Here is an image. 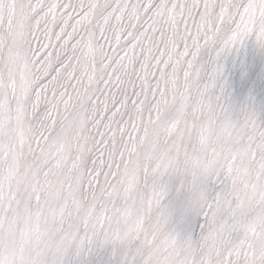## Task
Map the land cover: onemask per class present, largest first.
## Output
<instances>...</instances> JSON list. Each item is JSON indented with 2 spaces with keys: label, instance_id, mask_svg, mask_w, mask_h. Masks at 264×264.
Segmentation results:
<instances>
[{
  "label": "snow or ice",
  "instance_id": "1",
  "mask_svg": "<svg viewBox=\"0 0 264 264\" xmlns=\"http://www.w3.org/2000/svg\"><path fill=\"white\" fill-rule=\"evenodd\" d=\"M249 40L264 50V0H0V264L94 247L264 264V120L233 115L220 83ZM172 180L194 195L198 243L171 225Z\"/></svg>",
  "mask_w": 264,
  "mask_h": 264
},
{
  "label": "rangeland",
  "instance_id": "2",
  "mask_svg": "<svg viewBox=\"0 0 264 264\" xmlns=\"http://www.w3.org/2000/svg\"><path fill=\"white\" fill-rule=\"evenodd\" d=\"M214 52L202 53V82L207 80L211 71V57ZM223 72L220 83L224 86L230 111L233 115L247 107L256 112L264 120V50L259 49L253 40L247 41L238 50H233L223 60ZM210 196L224 188L223 176L215 174L202 178ZM178 181L172 180L164 203L172 210L171 225L181 238L190 236L194 243H198L201 236L203 218L194 203V195L189 191L177 193ZM62 264H132V257L113 256L110 252L94 247L91 252L76 257L68 255Z\"/></svg>",
  "mask_w": 264,
  "mask_h": 264
}]
</instances>
